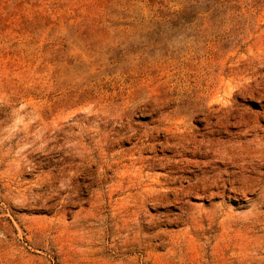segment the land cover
<instances>
[{"label":"rangeland","instance_id":"rangeland-1","mask_svg":"<svg viewBox=\"0 0 264 264\" xmlns=\"http://www.w3.org/2000/svg\"><path fill=\"white\" fill-rule=\"evenodd\" d=\"M0 264H264V0H0Z\"/></svg>","mask_w":264,"mask_h":264}]
</instances>
